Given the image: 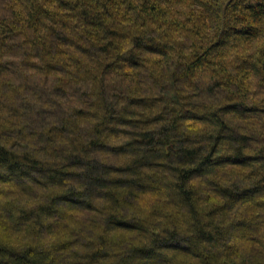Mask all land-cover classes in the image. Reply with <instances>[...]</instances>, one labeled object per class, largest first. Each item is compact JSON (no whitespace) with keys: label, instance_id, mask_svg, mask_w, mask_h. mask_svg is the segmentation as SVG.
Listing matches in <instances>:
<instances>
[{"label":"trees","instance_id":"obj_1","mask_svg":"<svg viewBox=\"0 0 264 264\" xmlns=\"http://www.w3.org/2000/svg\"><path fill=\"white\" fill-rule=\"evenodd\" d=\"M17 3L22 5L23 0H17ZM189 3L204 8L205 0H189ZM125 4L126 0H57L59 27L52 26L46 35L28 41L36 52L26 63L33 65L38 75L27 88L39 92L38 100L46 104L52 97L63 99L70 95L68 87L70 84L74 87L76 81L66 77L72 67L83 63L81 57L106 52L112 43L111 40H107V44L97 41L108 36L122 37L118 25L124 24V14L134 7L127 3L121 9L120 6ZM223 6L227 7V4ZM211 9V4L204 8L205 11ZM19 11L13 8L11 14L16 15ZM155 11V5L144 0L140 12ZM191 11L188 7L177 10L176 19L172 21L177 29L187 30L186 25L193 20V15H189ZM114 12L119 15V20L114 19ZM214 14L219 15V10ZM3 19L0 15V22ZM143 23L141 21V27ZM81 25L82 30L75 33ZM9 29L11 31V25ZM190 31L196 37L202 31L211 33L210 28L205 30L198 26ZM13 35L19 33L13 32ZM182 36L183 32L177 34L176 43L181 46V52L191 47V58L177 54L172 45L149 37L152 43L147 44L145 50L154 56L168 57L167 61H157L147 67V72L142 74L144 78L136 80L135 91L139 94L127 95V106L120 115H116L114 109L110 110L99 122L103 128L96 127V117L101 113L94 112L92 105L72 106L71 115L81 122L79 127L88 137L87 144L81 145V151L89 155L95 152L109 170L105 178L112 180H126L144 170L155 169L159 173H153L149 182L138 178V189L135 185L122 183L102 185L111 195H115L116 190L133 187L143 193L145 201H150L159 197V185L167 190L165 211L171 209L190 219L202 216L228 218L243 239L248 233L264 227V213L259 211L264 207V200L259 199L264 194V174H261L264 173V147H257L264 140V97L259 95L264 89V46L257 41L250 48L221 55L215 47L218 36L212 43L205 38L199 44L196 41L186 44L180 38ZM41 56L44 57L43 64L38 62ZM132 66L141 65L137 60ZM5 68L6 65L0 64V69ZM105 68L112 69L113 62L109 61ZM115 86L112 83L103 89L101 98L118 95L113 91ZM51 111L44 107L40 114L46 118ZM182 122L191 123L189 127L181 128ZM70 123L71 120H66L57 131L63 134V129ZM53 128L57 126L53 125ZM108 129L112 130L113 142L105 144L101 137ZM121 137L125 138L122 144L119 143ZM100 144L104 147H94ZM0 152V198L11 206L31 204L36 189L46 186L43 180L34 179L32 172L47 165L28 155L23 160L13 159L17 154L9 153L8 149ZM73 155L79 159L77 153ZM25 161L34 163L25 164ZM76 167V163H65L59 171L67 172ZM3 207L0 203V208ZM94 212V205L65 208L44 202L35 206V213L30 214V209L24 211L20 220L28 223L35 215L37 234L55 233L71 227L73 217L83 219ZM64 221L68 223L65 225ZM201 231L204 243H215L206 227ZM70 235L72 239L59 241L52 251L37 250L31 264H103L109 260V252L95 248L92 241L84 240L75 229ZM252 239L257 240L256 237ZM128 243L136 250L146 246L144 241L135 238H130ZM74 244L88 250L77 251ZM229 252L225 250V258ZM198 255H193L191 250L178 252V264H194ZM17 264H25V261Z\"/></svg>","mask_w":264,"mask_h":264},{"label":"clouds","instance_id":"obj_2","mask_svg":"<svg viewBox=\"0 0 264 264\" xmlns=\"http://www.w3.org/2000/svg\"><path fill=\"white\" fill-rule=\"evenodd\" d=\"M127 3H132L134 7L124 14V24L118 25L122 37L108 36L97 41L107 44V40H111L112 43L104 53L81 57L83 63L74 65L66 77L76 81L74 87L71 84L68 87L70 95L63 99L52 97L45 104L37 99L38 91L27 88L38 75L35 67L26 63L36 52L28 41L46 35L52 26L59 27L57 0H23L22 5L17 0H0V15L4 17L0 22V64L6 65L5 69H0V150L8 149L9 153H16L13 159L23 160L28 155L47 165L32 172V177L43 180L46 186L36 189L31 204L11 206L0 198V203L4 204L0 208V224L3 225L0 227V264H17L21 260L31 264L37 250L46 253L52 251L59 241L72 239L70 233L73 229L84 240L92 241L95 248L111 254L103 264H178V252L187 253L190 250L193 255L199 254L194 264H224L225 259L227 264H264V227L241 239L240 233L235 230L236 225L228 218L202 216L190 219L171 209L165 211L167 190L159 185V197L150 201H145L143 193L133 187L116 190V194L111 195L102 185L122 183L135 185L138 189V178L149 182L153 173H159L153 169L139 172L126 180L105 178V173L109 171L107 165L100 162L95 152L89 155L81 151V145L87 144L88 137L79 127L81 122L71 115L73 105H92L94 112L101 113L96 117V127L99 128H103L99 122L110 110L114 109L116 115H120L127 106V95L139 94L135 91L137 78H144L142 74L147 72L149 65L168 59L145 50L146 45L152 43L149 37L172 45L177 54L189 58L193 49L189 47L181 52V46L176 43L180 32H183L180 38L186 44L193 41L199 44L205 38L212 43L218 36L215 47L221 55L250 48L257 41L264 46V0H205L204 8L212 5L209 11L190 4L189 0L182 3L178 0H148L150 5H155V12H140L144 0H126ZM126 4L121 5V9ZM182 7L192 9L189 15H193V20L186 25L187 30L177 29L172 23L177 10ZM13 8L20 11L12 15ZM217 9L219 15L214 14ZM119 18L114 12V19ZM141 21L144 22L142 27ZM195 26L205 30L210 28L211 33L202 31L200 36H192L190 30ZM82 28L83 25L74 32L79 33ZM13 32L19 35H13ZM137 60L141 66L133 67ZM109 61L113 62L112 69L105 68ZM38 62L43 64L44 57L41 56ZM112 83L116 85L113 91L118 95H106L102 99V90ZM259 95L264 97V89ZM44 107L52 110L46 118L40 114V109ZM66 120H71V123L60 134L57 129ZM190 123L182 122L181 128L189 127ZM111 132L108 129L101 137L105 144L113 142ZM124 139L121 137L119 143H124ZM94 147L102 148L104 144ZM257 147H264V140ZM74 152L79 159L73 155ZM29 163L34 161H25V164ZM65 163H76L77 167L67 172L59 171ZM259 199L264 200V194ZM44 202L65 208L70 205L85 208L94 205L95 212L86 214L83 219L73 217L72 226L65 227L63 231L37 234L34 230L37 217L33 215L28 223H22L20 217L28 209L30 214L35 213V206ZM259 211L264 213V207ZM67 223L64 221L65 225ZM205 227L215 243L202 241L204 233L201 230ZM130 238L144 241L145 248L136 250L128 243ZM74 248L77 251L88 250L79 247V244H74ZM226 249L230 252L225 258Z\"/></svg>","mask_w":264,"mask_h":264}]
</instances>
